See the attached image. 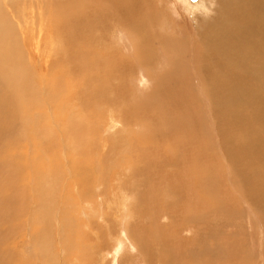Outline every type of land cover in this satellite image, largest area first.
<instances>
[{
	"label": "bare ground",
	"instance_id": "1",
	"mask_svg": "<svg viewBox=\"0 0 264 264\" xmlns=\"http://www.w3.org/2000/svg\"><path fill=\"white\" fill-rule=\"evenodd\" d=\"M21 1L19 0L15 2L14 0H0V161L2 162L0 163V181L2 182V184L0 185V219L1 222L2 220L5 221L0 223L1 225L4 223L5 226L7 221L4 219L9 218L8 216L6 217L7 211L10 212V208L8 209V205L10 204V201H13V198H10L13 196L10 195L12 191L9 193V198L6 194L7 192L4 193V191L8 187L9 181L7 177V166L5 164V161H2L1 158H7L8 153L11 156L16 155V151L14 150V153L12 150L16 149L12 145L13 141L22 143L30 140L33 142L34 136L39 134L38 130H34L33 128L34 124L37 123V121L33 124L32 127L28 129H26L21 124V119H24L22 114H25L24 116L28 114V117L32 116L30 117V120H34L33 118L35 117V115H31L32 113H30L28 105L35 106L39 103L41 107L47 106L46 112L49 111V113H41L42 115L39 116L40 110L38 108L39 105H37V115L40 119H44L45 122L50 121V123L55 126L56 123H58L56 121L59 117L58 115L56 118L54 115L56 113H54L55 108L57 109V112H60V115L67 111H70L69 109L71 108V106L66 103L65 96H63V88L66 85H70L72 89L75 90L78 88L82 89L91 86L96 94V98L91 101H93L96 108H101L99 106H103L104 108H106V110H108L110 107H121L123 102L125 101V108L117 111L116 114H113L111 120L105 121V116L102 118V134L110 132V129L117 126H123V128L124 126L125 128L126 126H131L135 122V120H137V126H139L140 128L142 127L145 131H147V134L143 136V138L139 139L137 135H135L136 137L131 136L132 128L129 129L126 134L128 135L127 140L131 142H128L130 143L128 144L123 142L122 140L119 141H122V147L120 148V150L118 149L119 151L117 154H119V156L112 158V163L108 162V158H106V155H104L102 159L99 160V162L96 159L101 167V181H97V185L101 187L102 182V187L104 190L101 197V199L104 198V202L102 203L101 207L105 206L110 211L109 220H106V218H104L103 213H99V219H103L102 221L104 223V226H106L105 231L107 233V236H109L112 231H114V233L116 234V237L113 238L114 244H112V247L109 248V252L115 249L117 245L121 246L122 244H126L127 250L130 251V255L134 253L136 255L126 257L124 260L129 261L130 258L133 257L135 260H137V258H140L144 259L145 261V258L148 257L146 262H148V260L150 262V257H146L145 255H148L150 253V245L155 244L156 240H153V242L150 243L148 241L150 237H146L143 235L144 237H146L144 238V240L149 244L147 246L141 243V241L139 240L136 228L138 227V225L141 227V222L138 224V221H143V215H141L139 209H134L132 203V201L134 200V196L139 199L143 196V190L140 191L139 187L145 186L146 192L150 195L157 193L160 196L159 200L162 204L167 203L171 200L177 201L178 204L184 209L183 214H180L178 218H175V223L178 226H180V223H182L180 222L181 219L184 220V217L186 215L200 210L199 203L201 201L202 203H205V207L210 206L205 199L200 198L199 190L195 185L198 182V178L200 177L201 172H209V170H207L209 167L208 164L201 166L200 159L206 153H202V151H208L214 146L216 148L219 147L218 150L222 151L227 163L229 164L227 165L230 167V170L231 167L233 168L234 166L235 171L232 172L236 176L234 177V175L232 174H227V176L229 179L233 180L236 185H238L239 194L249 211L263 212L264 214V0H217L218 6L216 13L214 12L215 14L213 16V19L209 22L207 19L212 17L208 16V18H206L207 21H205L209 23H207L204 28L201 27L202 32L199 38H203L204 41L201 40L202 42L199 41V43L197 42L198 40L195 41V34H193V32H189V30H195L192 28L193 25L191 27L192 29L189 28L188 30V32L190 33L189 35L192 34L193 36L190 37L195 38L194 40L192 39L193 41L191 40L194 46L195 42L197 44L201 43L200 46L198 45L197 47H195L194 51L190 52L191 56L189 60H187L185 57H183L182 59L181 57L186 49L183 41L173 38H166L164 40V43L170 42L169 44L172 46V52H169V55L177 56V60L171 63L168 58H165V62L163 63H166L167 68L165 70L168 69V72L163 76L156 77V86L153 85L155 86L154 91L150 95L147 94L148 96L145 100V103L140 107L131 106L133 102H136V92H138L137 90L135 92L136 87L134 89H132L133 87L130 88L129 92L126 93L124 92L123 85L119 80L121 74L125 73V71L130 70V72L133 73L132 69H126L122 67L120 65V62H116L117 60L114 61L112 59L111 61H109V56L105 57L101 54H98V56L94 60L90 59H93V57L95 56H92V58L90 59L81 56L82 47H84V44H105L107 38H115L116 40L121 39L120 41H122L123 36L128 34L122 33L123 31H125L123 27H126V31H130V38L128 35V37L126 36L127 38L123 40L126 41L128 38L131 39V34L133 33L134 28L137 27L132 23L137 21H135V17L133 19V15H135L137 1L139 0H58L56 2H51L48 0L49 2L47 1L46 3H44V1L42 0L43 4H38L39 6H37V4L34 3L33 0V3L36 4V7L34 8L32 7V4H28L25 0H23V2ZM27 1L29 2V0ZM151 1L149 0L150 3L147 1L146 7L148 6V3L149 5L153 4L151 3ZM143 7L144 6H142V8ZM146 7H144V9H146ZM150 7L153 6L150 5ZM154 9L152 10L154 11ZM142 11L144 13V10ZM146 11H149V9ZM149 12L151 13L152 11L150 10ZM149 12L148 15L150 14ZM155 13L156 11H154L153 14ZM151 19H153V17ZM198 19L199 18H197V20ZM187 20L188 18H186V21ZM190 21L191 20H189V22ZM124 24H129V26H125ZM197 25L200 26L198 23ZM84 30L88 31V33L85 35ZM179 34L180 32L178 33V36ZM186 34H183L182 32V36L179 37H186ZM189 35H187L188 38ZM42 37L44 39V45L46 47L43 50L40 49V47L42 46ZM187 37L186 39H188ZM91 40H94V42H92ZM55 41H58V45L59 42L62 45V49L59 50L60 53H62V58H69L70 56L72 57V55L73 59L74 57H77V59L75 60L72 59V61L74 62H71L72 64H69L68 66L72 68L71 72H69L70 68H63L64 65L55 64L49 59L50 47L48 46V44L55 45ZM20 43L27 46L24 47L25 49H27L29 59H25L23 56L22 58H20L21 56H18V52L20 49L18 45ZM126 43H129V41H126ZM121 44H119L117 47H119ZM149 44H153L152 46H154V43H150V41ZM123 45L122 48H125V46ZM155 47H157V45ZM31 50L33 51V55L36 54L39 60L33 62ZM129 50H131V48H129ZM160 50L161 49H159L158 51ZM130 55L132 56V52ZM178 65H180V67ZM57 67H59L60 69H56ZM160 69L161 67L159 68V71ZM147 70L144 72L145 75ZM140 72H138L137 70L138 74ZM31 73L32 78L28 76ZM73 73H75L76 75H73ZM81 77L86 82L84 85L79 82ZM142 77L144 78V76ZM130 79L128 80L130 81ZM145 79H147L146 76ZM181 79L185 81L184 87L182 89H175L171 92V88L167 84L172 81H179L180 84H182ZM127 82L124 84L129 86L130 82ZM134 82L131 81L130 84L133 86ZM192 82L193 86H191ZM150 84L148 85L150 86ZM64 89L66 90L67 88L65 87ZM67 90L69 91V89ZM140 96L141 95H139V97ZM143 98L144 97L142 96V98L140 99ZM156 98L159 99L158 102L155 101ZM61 100L63 101L61 102ZM151 100V104L147 107L148 103ZM86 103L87 102L83 101L81 104L85 105ZM151 108L152 110H150ZM139 111H141V115L138 114ZM74 119L70 120L74 121ZM66 121L69 123L68 119ZM67 122H65V124H67ZM75 124L74 126H76ZM137 126L135 129H138ZM92 130L93 129H91V131ZM119 131L120 130H118V132ZM31 136L32 138L29 139ZM98 140L100 139L95 140V142ZM48 142V146H51V142ZM117 142L115 144H119V142ZM30 146H32L31 142ZM33 146L32 150H30L37 154V148L35 147V144H33ZM100 146L105 149L106 147H110L111 144L109 142L103 141ZM36 154L34 156L35 158L38 155ZM43 154L44 153H42V155ZM27 155L26 157H29ZM96 157L97 156H95V158ZM204 157L209 158L206 155ZM29 158H32V156ZM29 158L27 159L30 161ZM31 161H33V159ZM226 161H224V163ZM48 162V164L51 166L47 168H53V164H51L50 161ZM31 165H35V163ZM32 167L30 168L31 172ZM36 168L38 167H35V169ZM218 168L220 167L218 166ZM51 171L53 170L51 169ZM86 172L87 171H85V173ZM223 172L221 173L223 174ZM3 173L5 175L7 174V176L2 178L1 176L3 175ZM27 173H25V175ZM34 173H36V171ZM70 173H72V170L70 171ZM140 173H144L145 179L141 177ZM222 174L220 175L222 176ZM29 175L30 174H28L27 176ZM216 175L215 178L218 177ZM73 179L75 180V178ZM85 179H87V177H85ZM77 180L81 181V178H78ZM21 181H23L22 178ZM155 181H157L159 184L156 185ZM222 181H224V178L222 179ZM82 182L83 181H81V183ZM214 185L216 184L214 183ZM223 185L222 186L224 188L225 184ZM77 186L78 187H76V189L78 197H80L85 202L87 197L84 195V191L81 185L77 184ZM12 189H10L9 187L8 191ZM220 191L218 193H220ZM15 192L16 190L14 191V193ZM33 193L34 192H32V194ZM59 196L62 197L61 195ZM210 200L213 201L215 199H208V202ZM36 205L38 206L39 204L37 203ZM154 206H152V208ZM213 206L222 208L223 203L221 202V200H217V202ZM39 207L42 206L39 205L37 208L40 211ZM39 211L37 212L38 214L41 213L42 210L40 212ZM83 214L84 220L82 222V226L86 225L88 222L87 214H85L84 212ZM214 215H217V213L216 211L212 210L210 212V216ZM147 219L146 221L144 220L143 223H148L150 218L148 220ZM257 219H260L264 222V215L263 217ZM257 219L256 223H258ZM40 220L41 218H39V221ZM65 220L67 221L66 217ZM42 222L43 221H40L39 225H41ZM44 222L48 223L47 220ZM60 224H62V222ZM191 224L195 225V222H191ZM36 225L35 227H37ZM66 227H68V225ZM256 227L258 231L262 228V225L258 223ZM188 228L189 225L181 228V233L184 232L182 230H187ZM40 230L42 229L40 228ZM43 230H46V228ZM1 232H3L4 234L6 230ZM35 233L38 235L37 232H34V234ZM35 235H33V237ZM38 236L40 238V236L42 237L43 235ZM43 238L44 236L42 237V239ZM42 239L40 240L42 241ZM120 239H122V241H119ZM31 240L34 239L32 238ZM36 240H38V238H36ZM44 240L47 239L44 238ZM157 241H159V239ZM198 242L200 243L199 240ZM46 243H48V241ZM46 243H42L41 246L45 244L43 246H46L47 248L50 244L48 243L49 245L47 244V246ZM174 243H176L178 247L181 246L180 248L177 247L178 250L181 249V251L183 246H188L187 243L179 239L177 242L174 241ZM190 245L196 246V244L193 242H191ZM67 249H65L64 251L68 254L69 250ZM6 250L8 249H5V251ZM178 250H175V252L173 253L175 255V260L170 259V264H190L191 262L188 260L189 252L187 251V254H182ZM231 250L233 249L231 248ZM189 251L192 252L196 258L201 255L199 251ZM115 254H117V251H113L109 256L115 257ZM161 256H156V263L157 261L159 262ZM209 256L210 255H208V257ZM68 259H70L69 256ZM16 261L17 260L12 261L13 264L14 262L16 264ZM70 264L73 263L71 262Z\"/></svg>",
	"mask_w": 264,
	"mask_h": 264
},
{
	"label": "rangeland",
	"instance_id": "2",
	"mask_svg": "<svg viewBox=\"0 0 264 264\" xmlns=\"http://www.w3.org/2000/svg\"><path fill=\"white\" fill-rule=\"evenodd\" d=\"M14 1L17 2L19 0H17V1L14 0ZM25 1L28 4L29 3L32 4V7L34 8V7H36L35 6L36 4H37V6H39L40 4H43V1H44V3H46L48 0H43V1L42 0H37V1L34 0V3H36V4L33 3V0H29V2L27 0H25ZM49 1H51V2L55 1L56 2L58 0H49ZM147 1L149 2V0L137 1V8L135 9V15H133V19L135 17V21L137 20L136 21L137 23L136 22L132 23V24H135V26H137V27L134 28L133 33L131 34V39H129L130 38V31L129 30L126 31V27H123V29L126 32L123 31L122 33H124V34L128 33V34L123 36L122 41H120L121 39L116 40L115 38H107L105 44H84V47H82V55H81L82 57H87L88 59L92 58V56H95V57H93V59H90V60H94L98 56V54H101L102 56H105V57L109 56L108 57L109 61H111L112 59L114 61L117 60L116 62L117 63L120 62V65L122 67H124L126 69H132L133 73L130 72V70H127V71H125V73L121 74L122 77L120 76L119 80H120V83L123 85L124 92H126V93L129 92L130 88L133 87L132 89H134L136 87L135 92H136V90L138 91V92H136L137 93L136 94V102H133L131 104V106H134V107L143 106L147 96L150 95L155 89L156 77L163 76L168 72V69L165 70L167 68L166 63H163V62H165V58H168V60L171 63L175 62L177 60V56L169 55V52H172V50H171L172 46L169 44L170 42L164 43V40L166 38H173L176 40L183 41L186 49H185L184 53L181 55V57H182V59H183V57H185L187 60H189L190 56H191L190 52L194 51L195 47H197L198 45L200 46V44H201V43L197 44L195 41L198 40L197 41L198 43L201 40L204 41L203 38H199V36L202 32V28H204L205 25L213 19V16L216 13L217 6H218L217 0H188V1L187 0H170V1L169 0H152V1L150 0L151 3H153L150 5L153 7H150V5H149L150 2H149L148 6H147L148 8H147L146 7ZM200 1H202V2H200ZM21 2H23V0ZM213 3H215V4H213ZM156 4L157 5L159 4L158 5L159 7ZM142 6L146 7V9H144V7L142 8ZM154 7H155V9H154ZM151 8L154 9V11H156L155 14H153L154 11ZM157 8H158V10H157ZM141 9L144 10V13ZM148 9H149V11L151 10L153 13L151 12L152 13L151 14L149 11H146ZM214 9H215V11H214ZM193 10H194V12H193ZM145 11H146L147 15L145 14ZM148 12L150 13L149 15H148ZM186 12H187V14H186ZM195 12H197V13H195ZM181 13H183V14H181ZM207 14H209V15H207ZM185 15H187L188 17ZM138 16L141 18H139ZM151 16L153 17V19H151L152 18ZM208 16H211L212 18L207 19L209 22H206L207 21L206 18H208ZM182 18L184 21L182 20ZM186 18H188L187 21H186ZM189 18H192L194 20L189 19ZM197 18H199V19L197 20ZM163 19H164V21H163ZM189 20H191V21L189 22ZM195 20L200 26L197 25ZM203 20H204V22H203ZM176 22H178V23H176ZM184 22L186 23L187 26L185 25ZM129 24H124V25L129 26ZM169 24H171L173 26H171ZM192 25H193V27H192ZM191 27L195 30H189V28L192 29ZM196 27H198V28H196ZM188 30L190 33L193 32V34H195L194 35V37L196 38V40L194 41L195 46L192 42L195 38H192L193 37L192 34L189 35L190 33L188 32ZM181 31L183 32V34L187 33L185 36L187 37V35H189V38L187 37L188 39H186V37H184V36L179 37V36H182ZM175 32H177V33H175ZM179 32H180V34L178 36ZM87 33H88V31L84 30V35ZM128 35H129V38L126 41H129V43H126V41H124V40L128 37ZM197 35H198V37H197ZM190 36H192V37H190ZM114 40H115V42H114ZM147 40H149L150 43H154V46H152L153 44H149V41H147ZM91 41L94 42V40H91ZM152 41H154V42H152ZM41 42H42V46L40 47V49L43 50L46 48L44 45L43 37L41 38ZM66 42H68V41H66ZM120 42L121 43L123 42V43L121 44ZM118 43L121 44L119 47H117L119 45ZM21 44L22 43H20L18 45V47L20 48L19 52H18V56H21L20 58H22V56H23L25 59H29V56L27 54V49H25V47H27V46H25L23 44L21 45ZM128 44H130V45H128ZM144 44H146V45H144ZM122 45L125 46V48L123 47L124 49L122 48ZM156 45H157V47H155ZM48 46L50 47L49 59L51 61H53V63H55V64L64 65L63 68H66V67L70 68V67H68L69 64H72L74 62V61H72L73 55H72V57L70 56L69 58H66V57H65V59L62 58V53H60V51H59L62 49V47H61L62 45L60 44V42L58 45V41H55V45L54 44H48ZM129 46H131V47H129ZM56 47L57 48L59 47V48L57 49ZM129 48H131V50H129ZM122 49H123V51H122ZM159 49H161V50L158 51ZM93 50H95L96 52ZM127 50H129V51H127ZM131 52H132L133 57L130 55ZM112 53H114V54H112ZM59 54H61V55H59ZM160 54H162V55H160ZM25 55L27 56V58ZM31 55L33 58V62L39 60L37 58L36 54L33 55L32 50H31ZM53 55L55 56V58ZM57 55H59V56H57ZM130 56H131V58H130ZM111 57H115V58H111ZM163 58H164V60H163ZM75 59H77V57H74L73 60H75ZM42 60H44V59H42ZM69 60H70V62H69ZM55 61H57V62H55ZM58 62H60V63H58ZM180 64H181V62H180ZM178 66L180 67V65H178ZM160 67L162 70L160 69V71H159ZM56 69H60V68L57 67ZM137 70H138V72H140L142 70L141 71L142 73L140 72L141 74L140 73L138 74ZM146 70H147V72L145 75L144 72ZM71 71H72V68H70L69 72H71ZM142 74H144V75H142ZM73 75H76V74L73 73ZM28 76H30L32 78V73ZM142 76H144V78ZM145 76L147 77V79H145ZM140 78H141V80H140ZM128 79H130V81ZM127 80L130 83H131V81H133V82L135 81L133 86L130 83H129V86L125 85L124 83H126ZM145 80H147V81H145ZM79 82L82 85H84L86 83L82 79V77L79 80ZM144 82H146L148 84L151 83V84L149 86L148 84H146ZM181 83L182 84H180L179 81H172V82H169L167 85L170 86V88H171L170 90L172 92L173 90L178 89V88L182 89L184 87L185 81L183 79H181ZM145 85H147V86H145ZM153 85H155V86H153ZM140 86H141V89H140ZM191 86H193V82L191 83ZM65 87L67 89H69V91L67 89L65 90L64 89ZM65 87L63 88V92H64L63 96H65L66 103H68V105H70L71 108L69 109L70 111L63 113L62 115H60V112H57V109L55 108L54 113L55 112L58 113V114H56V113L54 114L55 117L57 118V116L59 115L56 122H58V123L60 122V123L59 124L56 123V126H55L52 123H50V121L45 122L44 119L39 118V116L42 115L41 113H49V111L46 112L47 106L41 107L39 105V103L37 104V105H39L38 108L40 110V112H39L40 114L38 116L37 115L38 112L36 111L37 105H35V106L28 105L30 113H32L31 115H35V117L33 118L34 120L32 118L31 119L33 121L30 120V117H32V116H30V113H29L30 117L27 116L28 114H26V116H24L25 114L24 115L22 114L24 119H21V124L26 129H28V128L32 127L33 124L37 121V123H35L36 125L34 124L33 128H34V130H38L39 134L34 136L33 142L30 140H27V142L26 141L22 142L23 143L22 144L18 141H13L12 145L17 150L16 149H12V150L14 153L16 151V155L11 156L8 153L7 158H1L2 161H5V164L7 166V174H8V176H7V174L5 175L3 173V175L1 177L3 178L5 176H7L8 181H9L8 187L6 188L4 193L7 192L6 194L8 195V198H9L10 197L9 193L12 191L10 193V195H13V196L10 198H13V201H10V204L8 205L9 206L8 209L10 208V212L7 211L8 215L6 214V217L8 216L9 218L4 219L7 221L5 226H4V223L2 224L4 228L0 224V226L2 227V228L0 227V230L1 231L6 230V232H4V234H3V232L0 231V247L2 249V250L0 249V264H13L12 261H15V260L18 261V262L16 261V264H42V263L43 264H70L71 262L73 264H130V263H132V264H134V263L135 264H145V263L146 264L147 263L148 264H170V259L175 260L174 259L175 255L173 253L175 252V250H178V248L181 247V246L178 247L177 244L174 243V241L177 242L178 239L182 240L183 242L188 244V246L182 247V251H181V249H179L178 251H180L182 254L183 253L187 254V251L189 252L188 260L191 262L190 264H215V263L216 264H221V263L222 264H233V263L234 264H264V222L261 221L260 219H257V218L263 217L264 214H263V212H253V211L250 212L249 211V209L247 208L246 204L244 203V201L242 200V198L239 194L238 185H236L233 182V180L229 179L227 176V174H232V175H234V177L236 176L232 172V171H235L234 166L232 165L233 168L231 167V170H230V167L228 166L229 164L227 163V161L224 157V154L222 153L221 150H218L219 147L216 148L215 146L212 147L208 151H206V150L202 151V153L206 152L204 154V156L206 155L209 158L203 156L200 159L201 160V166L208 164L209 167L207 170H209V172L208 173L201 172L200 177L198 178V182L195 185L196 188L199 190L200 198L205 199L210 206L205 207V203L204 202L202 203V201H201L199 203V206H200L199 211H201V212L197 211V212H192V213L186 215L184 217L185 218L184 220L181 219L180 222H182V223H180V226H178L175 223L176 222L175 218H178V216L180 214H183V211H184L183 207L180 206L177 201H172V200L167 202V203L162 204L159 200L160 196L157 193L150 195L146 192L145 186L139 187L140 191L143 190V196L140 199L136 198L134 196V200L132 201V203H133L134 209H136V210L139 209L141 215H143V221H138V224L141 222V227L138 225V227L136 228V230L138 232L139 240L141 241V243L145 244L146 246L149 245L144 240V238H146L147 236L150 237L148 239V241L150 243L153 242V240H156L155 244L150 245V253L148 255H145L146 257L147 256L150 257L149 258L150 262H149V260H148V262H146L148 257L145 258V261H144V259H140V258H137V260H135L133 257L130 258L129 261L124 260L126 257H129V256L131 257V256L136 255L135 253L130 255V251L127 250L126 244H122L121 246L117 245L115 249H113L109 252V248L112 247V244H114L113 238L116 237V234L114 233V231H112V233L109 234V236H107V233L105 231L106 226H104V223L102 221L103 219L102 220L99 219L100 218L99 213L100 214L103 213L104 218H106V220H109L110 219V211L105 206L101 207L102 203L104 202L103 201L104 198L101 199L102 193L104 190L102 187V182H101V187L99 185H97V181H99V182L101 181V178H100L101 177V167H100V164L98 162L100 159H102V157L104 155L107 156L106 158H108V162H110V163H112L113 157L119 156V154H117V153L120 150V148L122 147V141L125 143L131 142V141L127 140L128 135L126 134V132L129 131V129L132 128L131 129V136L136 137L135 135H137L139 137V139L143 138V136H145L147 134V131H145L142 127L140 128L139 126H137L138 125L137 120H135V122L131 126H126V128H125V126H124V128H123V126H117L115 128L110 129V132L102 134V129H103L102 118L105 116V121L111 120L113 114H116L117 111L125 108V101L123 102L121 107H110L108 110H106V108H104L103 106H99L101 108H96L93 101H91V100L96 98V94L94 92V89L91 88V86H88V88L86 87L87 89L86 88H82V89L78 88V89H76L77 91L75 89H72V87L70 85H66ZM137 88L140 90V93H139V90ZM143 90L146 92H144ZM83 91H86L87 93L83 92ZM141 91H142V93H141ZM66 92H68V93H66ZM139 95H141V96L139 97ZM142 96L144 98L140 99V98H142ZM62 101L63 100H61V102ZM83 101H85L87 103L85 105H82L81 103ZM90 101H91V103H90ZM155 101L158 102L159 99L156 98ZM61 102H59V103H61ZM151 102H152V100L148 103L147 107L151 104ZM86 108L88 111L86 110ZM152 108H153V106H152ZM152 108L150 110H152ZM138 114L141 115V111H139ZM60 116H61V118H60ZM38 118H39V120H38ZM74 118H76V119H74ZM67 119H68V121L70 119H74V121L70 120L68 123L66 121ZM65 122H67V124H65ZM75 122H76V124H75ZM95 123H96V126H95ZM74 124L76 126H74ZM66 125H67V127H66ZM64 126L66 129L64 128ZM136 126L138 127V129H135ZM91 129H93V130L91 131ZM94 130H96V131H94ZM118 130H120V131L118 132ZM122 135H124V136H122ZM111 137L114 139H112ZM31 138H32V136L29 139H31ZM97 139H100V140L95 142V140H97ZM120 140H122V141L119 142ZM125 140H127V141H125ZM29 141L31 142L32 146H33V144H35V147L37 148V154L38 155L35 152L31 151L34 146L33 147L30 146ZM48 141L51 142L50 143L51 146H48L49 145ZM103 141L109 142L111 144V146L108 148L106 147L107 149L102 148L100 145L103 143ZM111 141H113V142H111ZM117 141L119 142V144H115ZM24 143H26V144H24ZM93 144H95V145H93ZM128 144H130V143H128ZM21 145H22V147H21ZM44 146H46L47 148ZM42 151H44V152H42ZM29 152H30V155H29ZM210 152H212V153H210ZM17 153H18V155H17ZM34 153L37 155L36 158L34 157L35 156ZM42 153H44V154L42 155ZM26 155L29 157L32 156V158L26 157ZM46 155L49 157L50 160L48 159V157ZM94 155L99 157V158H97V157L95 158ZM27 158H29L30 161L33 159L34 162L31 161V163H30V161ZM46 159L48 161H50L51 164H53V166H52L53 168H51V167H50V169L47 168L51 165L48 164L49 162ZM96 159L98 160V162ZM224 161H226V162L224 163ZM28 162H29V164H28ZM0 163H2V162L0 161ZM33 163H35L36 166L31 165ZM218 166L220 168H218ZM31 167H32V172L30 170ZM35 167H38V168L35 169ZM86 167L89 169H87ZM98 168H100V169H98ZM139 168H140V166H139ZM51 169L53 171H51ZM202 169H204V168H202ZM71 170H72V173H70ZM35 171H36V173H34ZM85 171H87V172L85 173ZM90 171H92L94 173H92ZM27 172H29V173H27ZM221 172H223V174ZM25 173H27V174L25 175ZM73 173H75V174H73ZM216 173H217V175H216ZM28 174H30V175L27 176ZM96 174H97V176H96ZM140 174H141V177L143 179H145L144 173H140ZM214 174L218 177L215 178ZM220 174H222L223 177ZM84 175H86V176H84ZM90 175H92V176H90ZM88 176H90V177H88ZM85 177H87V179H85ZM21 178L23 181H21ZM73 178H75V180ZM78 178H81V181H83V182L81 183V181L77 180ZM83 178L85 181L83 180ZM223 178H224V181H222ZM93 179H94V181H93ZM76 183L81 185V187L84 191L83 193L87 197L85 202L80 197H78L77 189H76V187H78V186ZM214 183L216 185H214ZM1 184H2V182L0 181V185ZM155 184L158 185L159 183L157 181H155ZM212 184H213V186H212ZM221 184L222 185L225 184V187L223 188L224 185L222 186ZM9 187H10V189L13 188L14 190L12 189V190L8 191ZM262 189H263V187H262ZM15 190H16V192L14 193ZM34 190H36V191H34ZM87 190H89V191H87ZM230 190H231V192H230ZM219 191H220V193H218ZM32 192H34L33 194L36 193L37 195L36 194H35L36 196L33 195ZM209 192H210V194H209ZM86 193H87V195H86ZM59 195H61L62 197H60ZM208 196H209V198H208ZM225 196H226V198H225ZM148 198L149 199L151 198L150 201ZM208 199H215V200H213L214 202L212 200H210L211 202L210 201L208 202ZM9 200H11V199H9ZM88 200L90 201V203ZM217 200H221V202L223 203L222 208H217V207L213 206L217 202ZM245 201H246V198H245ZM35 203L36 204L38 203L39 205L42 206L39 208H40V211L42 210L43 212L41 211V213H39V214L37 213L39 211L37 209L39 205L37 206ZM152 206H154L155 209H154V207L152 208ZM43 208L47 209V210L45 209L46 212L44 211ZM156 208H158V209H156ZM80 209H81V211H80ZM153 210L156 212H154ZM212 210L216 211L217 215L210 216V212ZM73 211L75 214L73 213ZM83 212L85 214H87L89 223L87 222L86 225L82 226V222L84 220ZM63 216H65L67 218V221L65 220V217H63ZM39 218H41L40 221H43L41 225H39V223H40ZM43 218H45V219H43ZM62 218H64V219H62ZM78 218L82 219V220H79ZM147 218L148 219L150 218L149 222L143 223L144 220L146 221ZM255 218L257 219V222L260 225H262V228L259 229L258 231H257V227H256L258 223H256ZM46 220L48 221L49 224L47 222H44ZM130 221H131V219H130ZM203 221H204V223H203ZM2 222H5V221L2 220ZM2 222L0 219V223H2ZM61 222H62V224H60ZM191 222H195L196 226L191 224ZM36 223H37V225H36ZM98 223H99V225H98ZM65 224H66V226L68 225V227H66ZM95 224L99 229L95 226ZM35 225L37 227H35ZM45 225H49V226H45ZM78 225H80V226H78ZM187 225H189V228L187 230H182L184 232L181 233L180 229L187 226ZM40 228L42 230H40ZM45 228H46V230H43ZM204 228H206V229H204ZM36 229L38 231L40 230L39 232L42 234H40ZM43 231H44V233H43ZM34 232H37L38 235H43L44 238H46L47 240H44V238L42 239L43 236L42 237L40 236V238H39V236L36 233H35L36 234L35 235ZM33 235H35L36 238H38V240H36L35 236L33 237ZM143 235L146 237H144ZM30 236H32V237H30ZM30 238L31 239L33 238L34 240H31ZM155 238H157V239H155ZM40 239H42V241ZM158 239H159V241H157ZM173 239H175V240H173ZM198 240L200 241V243L198 242ZM40 241L42 243H46L48 241V243L50 245L48 243H46V245L48 244L49 246L47 245L48 247L46 248V246H43L45 244H43L42 245L43 247H42L41 246L42 243ZM119 241H122V239H120ZM190 241L195 243L196 246L190 245V243H191ZM32 244H33V246H32ZM161 244L162 245L164 244V245L162 246ZM93 245H94V247H93ZM37 246H39V247H37ZM64 246H65V248H64ZM157 246H159V247H157ZM122 247H123V249H122ZM67 248H69V249H67ZM231 248L233 250H231ZM5 249H8V250L5 251ZM65 249L69 250L68 254L65 253V251H64ZM189 250H192L194 252L199 251L201 253V255L198 258H196L195 255L192 252H190ZM113 251H115V252L117 251V254H115V257H110L109 255H111V253ZM74 254H76V255H74ZM208 255H210V256L208 257ZM68 256L70 257V259H68ZM153 256H154V259H153ZM156 256H161L159 262L156 260L157 263L155 262V258H157ZM166 256H167V258H166ZM220 260H222V261H220ZM230 262H232V263H230ZM14 264H15V262H14Z\"/></svg>",
	"mask_w": 264,
	"mask_h": 264
}]
</instances>
